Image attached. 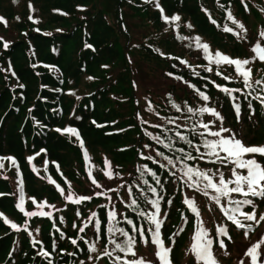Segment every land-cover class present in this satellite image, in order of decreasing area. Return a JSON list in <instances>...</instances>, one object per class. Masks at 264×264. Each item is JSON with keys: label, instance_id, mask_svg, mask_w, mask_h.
<instances>
[{"label": "trees", "instance_id": "trees-1", "mask_svg": "<svg viewBox=\"0 0 264 264\" xmlns=\"http://www.w3.org/2000/svg\"><path fill=\"white\" fill-rule=\"evenodd\" d=\"M98 1L101 4L96 5L90 0H0V17L6 21V24L0 22V38H3L0 40V153L14 154L20 161L28 193L29 189L32 194L34 189H44V178L41 179L43 171L38 166L43 161H47L48 166L52 162L60 164L65 180L54 174L50 177L60 185L65 195L69 184L73 190L82 185L83 178L87 179L85 182L90 183V187L107 193L104 196L92 195L93 201L90 199L80 204L68 201L71 207L68 204L53 211L56 217L54 223L48 217L29 218L27 228L32 235L21 230L25 239L20 241L21 245L12 243L9 250L12 229L0 217V230H6L0 233V264H49V261L51 264H124L125 261L140 259L139 249L144 246L154 249L153 246H156L151 243L152 236L148 231L154 230L148 220V215L155 211L150 200L160 202L159 218L163 221L160 238L164 246L171 249L169 256L172 264L179 263V259L191 248L196 233L194 226H201L202 213L208 216L206 225L209 228L203 223L202 226L213 242L223 240L229 243L235 236L242 235L233 229L227 231L228 236L217 235V230L224 224V213H219L222 216L220 223L215 224L210 218L220 206L189 188L184 175L176 172L164 157H169L173 163L175 160L178 171H182L187 164L209 171V174L219 169L226 178H230L231 165L213 164L211 161L215 157L199 159L201 153L207 152L199 145V140L219 139L200 135L205 131L201 127L205 123L212 131L240 123L251 139V146H264V103L257 98H264V61L254 60L256 54L252 52L257 42L264 46V38L260 36V33H264V5L259 0L227 4V7H232L231 13L242 23L238 22L244 25V29H241L231 20L225 23L221 21L222 17L215 6L211 10L210 0ZM157 3L160 8L156 7ZM204 6L211 12L206 13ZM171 13L188 17L198 34L207 40L210 49L223 48L224 55L230 58L250 60L251 63L243 67L251 68L250 78L258 71L259 78L250 79V86L246 87L234 65L222 63L209 66L207 61L204 62V56L190 46L179 47L180 39L175 35ZM209 14L213 15L212 20L208 19ZM29 16L33 19L30 20ZM163 16L169 18L167 23ZM218 19L222 26L216 29V23L212 21ZM225 26L233 31L225 32ZM191 31L178 27V32L184 38H190ZM4 42L9 44L7 49L2 48ZM50 47H53L51 52ZM40 65L49 66V69ZM209 68L212 71H208ZM11 84L14 87H10ZM223 88L238 91H232L229 95L222 91ZM200 92L209 99L203 100ZM174 104L179 106V111L173 107ZM189 107L193 112H188ZM205 107L214 109L222 119L201 112L200 109ZM90 120L95 128L102 130L92 126L86 128V122ZM65 128H74L82 133L91 158L89 167L94 165L91 167L92 175L99 184L106 182L105 186L97 188L91 183L82 169V160H79L73 148V144L79 140L69 133L56 131ZM178 132L186 140H181L176 135ZM153 137H158V140ZM188 140L200 148V153L187 143ZM181 148L184 149L183 153L179 151ZM36 150L41 151L39 155H34ZM157 152L164 155L158 156ZM96 153L97 156L93 155ZM186 153H191L197 159H178ZM25 154L34 156L32 162L36 171L25 170ZM149 156L153 159H146ZM105 158L111 164L110 169L105 168ZM256 158L264 164V158ZM105 171L112 172L111 179L104 175ZM152 172L156 174L155 177L151 175ZM174 172L175 176L172 175ZM38 183L42 187L36 188ZM56 184L50 185L51 191L62 201L64 196ZM151 188L156 189V194L150 191ZM0 190H6L5 186L0 185ZM116 190L121 193V198L116 193L115 220L103 218L102 206L98 205L90 212L83 211L85 218L77 221V212L80 213L83 206L89 209L99 202L96 201L98 199L108 203L109 196L112 203ZM186 197L195 199L199 217L193 215L183 203ZM133 199L136 205L131 204ZM6 203L0 198V207ZM221 203L226 201L222 200ZM259 203H263V199L257 198L256 213L262 208ZM108 207H111L109 203ZM252 210V206L242 207V211ZM93 212L96 216L90 222L88 218ZM142 212L145 215H141ZM236 215L244 218L239 213ZM61 217L63 222L60 221ZM36 220H41L39 232L32 227ZM225 220H228L226 216ZM97 221L99 232L95 227ZM74 222L76 227H73ZM249 223L256 226L253 221ZM85 224L88 227L80 232L79 228ZM260 225H264V221ZM56 226L64 229L66 237L51 233L49 228L57 232ZM113 227L123 229L135 239L136 256L115 250V245L109 241L115 239L123 243L127 237L119 231L113 236L109 232ZM136 228L144 229L147 245L140 233L134 230ZM33 238L39 240L41 243L36 245H42L48 253L53 249L51 260H46L47 257L43 255L36 256L29 249L27 242L33 245ZM72 239L77 241L76 245L71 243ZM90 246H94L96 251H89ZM261 251H264V246H261ZM116 257H120V260Z\"/></svg>", "mask_w": 264, "mask_h": 264}, {"label": "snow or ice", "instance_id": "snow-or-ice-1", "mask_svg": "<svg viewBox=\"0 0 264 264\" xmlns=\"http://www.w3.org/2000/svg\"><path fill=\"white\" fill-rule=\"evenodd\" d=\"M157 8H160V5L156 4ZM29 8L31 9L32 6L29 4ZM161 12H163V9H160ZM227 18L231 20L234 24H237V26L241 29H244V25L240 24L238 21L235 20L231 12H228ZM29 19H33L32 16H29ZM164 21L167 23L169 21V18L167 16H163ZM180 18L179 16H173L171 18L172 21H178ZM0 22H4L6 24V21H4L3 17H0ZM215 23V21H212ZM190 27V26H189ZM225 32H232L233 29L229 28L227 26L224 27ZM246 31V30H245ZM260 36L264 38V33H260ZM3 38H0L2 40ZM198 47L203 49V52L205 54V58L209 60L210 63H215L217 65L220 64H227V65H234L235 70L238 75L243 77L244 84L246 87L250 86L249 80H250V74H251V68H245L243 66H246L251 63L250 60H239V59H233L228 57L227 55H224L223 53L216 51L213 55L209 50V45L206 43L200 44V38H195ZM3 47L7 49L9 47L8 42L3 43ZM252 52H254L256 55L253 57V59H259L261 61H264V46L261 45V43L257 42L255 46L252 48ZM183 63V61H182ZM208 71H212L211 68L207 69ZM15 75V73H12ZM218 75L220 73H217ZM225 79H228L227 76L224 77ZM256 83H260V81H256ZM19 87H23V85H19ZM219 87V86H218ZM222 91L225 93H228L231 95L232 91H238L228 88H223ZM200 97L207 101L209 97L205 95L203 92L199 93ZM258 99H261V102L264 103V98L257 97ZM173 107H176L179 111L178 105H173ZM151 110V109H149ZM201 112H207L210 113L213 116H216L218 119H222L219 116V113H217L214 109L211 108H202L200 109ZM237 113L239 112V106H236ZM188 112H193V109L191 107L188 108ZM158 127V125H156ZM202 128L205 129V132L207 135L213 136V137H219L217 140H208L204 139L203 141V147L207 149L206 153H201L199 156V159L203 160L205 156L208 157H215V160H212L211 162L213 164L219 162L223 164L225 167L228 165H231L230 169V178H226L224 172L220 171L219 169L216 170L215 173L209 174V171L202 170L200 168L192 167L187 164L184 165L185 171H184V177H186L187 186L189 188H192L193 190L202 193L204 196L209 197L216 205L220 206V210L224 213V215L227 217L228 220H230L237 228L240 229H247L244 232L245 238H248L249 232L254 231L253 226L251 224L245 225L241 222L236 216L237 213H239L241 216L244 217V220L247 221H254L257 225L261 223V221H264V214H261L259 216V219H257V214L255 211L256 205L253 199H249V197L254 198H260L264 199V164H262L256 156H259L261 158H264V146H247L245 145L241 139H237L235 134H232L230 136H222V132H230L229 129L221 127L219 131H212L209 128L208 124H202ZM57 132H64L69 133L72 136H75L77 140L80 139L79 134L74 128H65L63 130L56 129ZM148 135H151L148 133ZM176 135L181 140H186V137L181 135L179 132L176 133ZM201 136H204L205 133H200ZM153 139H157L158 137H153ZM162 143V141H161ZM187 143L191 145L192 147H195L197 153H200V148L192 143V141L188 140ZM81 147H83V142L81 141ZM145 147H148V145H145ZM165 147H169V145H165ZM180 152H184V149H179ZM223 153L224 155H221ZM36 155H39L37 153ZM158 156H163L164 154L162 152H157ZM5 158H0V160H3ZM9 160H12L13 164H15L14 158H7ZM34 159V157H29V162ZM84 159L86 168L88 170V176L91 179V183L95 185L97 188H101L102 185H100L97 180L93 177L91 167H94L92 165L89 167V161L90 156L88 155L87 151L84 152ZM146 159H153L151 156L146 157ZM165 160H167V163L169 165H172L175 168V164L173 163V160L169 157H164ZM183 160H194L197 159V157H194L191 153H186L184 157L178 158ZM155 162V161H154ZM105 168L110 169L111 164L110 162L105 158L104 161ZM45 165H47V161H45ZM4 167L3 163H0V169ZM161 167H166L165 165H161ZM33 171H36L35 168H33ZM45 171H47V168H45ZM57 171H59V168H57ZM150 171V170H149ZM17 175L19 176V171L17 172ZM37 175L39 173L37 172ZM62 175V173H61ZM104 175L108 177L109 179L112 178L113 174L111 171H105ZM143 175V172L141 173ZM153 177L156 176L154 172L151 173ZM173 176H175V172L172 173ZM214 177H218L214 179ZM44 177H41L43 179ZM48 182L52 184H56L54 180L51 179V177L48 178ZM158 184L160 183L159 179L156 181ZM147 183V181H145ZM17 191L19 192V198L18 202L16 203L15 207L24 214L25 217L32 218L36 216H42V217H51V212H45L42 209L47 207H55L51 205H47V202H37L34 198H30L32 200V203L36 205L38 211H26L24 208L25 203V194L23 189V180L18 179L17 181ZM57 189L60 191V194L64 196V198L67 201H70L72 203L80 204L83 201H87L92 199L91 196L88 195H80L75 196L73 191L71 190V185H68V193L65 195L64 190L60 187L59 184H56ZM110 191H115V189H109ZM150 191L154 194H156V189L151 188ZM129 196H131V188L128 189ZM106 192H97L95 195H106ZM233 194L240 195L244 197L242 200H237L234 198ZM0 195H4L3 193H0ZM111 200V197H109ZM224 200L226 203L222 204L221 201ZM136 200H132L131 204L136 205ZM149 203L152 205V207L155 209V211L148 215V220L151 224L154 225V230L149 229L148 231L151 233L152 240L151 243L156 245V252L155 257L160 261V264H171V259L169 256V253L171 252L170 248H166L164 246L163 241L160 238V232H161V226L163 221L159 218L161 215V208H160V202L159 200H150ZM168 203H171V201H168ZM183 203L190 209V211L196 216L199 217L200 212L198 210V207L196 205L194 198L186 197L183 200ZM243 206H252L251 212L242 211ZM80 213L77 212V216H79ZM116 211L113 210L112 212L108 213L109 221L115 220L116 218ZM141 215H145V213H141ZM96 216V213L93 212L92 216H90L88 219L91 222L92 219ZM0 217H3V213H0ZM60 221L63 222V217L60 218ZM3 222L6 225H9L11 229L14 231H25L28 232L27 228V221H25V225L22 227L20 225H17L16 223L12 222L7 217H3ZM128 223H132L130 220ZM73 227H76L75 224H73ZM88 225L85 224L84 227L79 228L80 232H84L85 228H87ZM97 232H99V221L95 224ZM135 231H138L140 233L141 239L144 240V243L147 245L148 241L144 239V229L142 228H136ZM36 232H39V229L35 230ZM59 231V229H57ZM119 231L122 236L127 237V239L123 243L117 242L115 239L110 240L109 242L115 245V250H119L121 252H125L126 254H129L131 256H136L137 253L134 250V245L136 243L135 239L128 235L127 232H125L123 229H116L115 227L110 228L109 232L115 235V233ZM28 235L31 236L32 233L28 232ZM217 235L221 236H228V232L225 228L221 227L217 230ZM61 237H63V233H61ZM83 239V237H81ZM231 239V237H229ZM33 246L35 247L36 244L41 243L39 240H36L33 238ZM71 243L73 245H76L77 241L75 239L71 240ZM211 245L212 240L207 239V230L203 228L202 222L201 226L197 227L196 233L193 236V243L191 245V252L194 254L195 259L197 261V264H200L201 261L204 262V264H218L216 259L214 258L212 252H211ZM220 248H225L226 245L223 240L219 242ZM261 246H264V233L260 234L258 236V239L252 243L247 250L244 253L245 257H249L251 260V264H264V260L261 259ZM55 248V245H53ZM89 251H96L94 246L89 247ZM106 255H111L109 252H105ZM226 254V253H225ZM38 255H43L45 257L49 256L50 253L47 251L41 250ZM69 255H75V253H70ZM117 260H120V257H116ZM49 264H51V261H49ZM83 264V262H81ZM124 264H152L151 261L145 260L143 257L137 260L132 261H125ZM239 264H246L245 260H240Z\"/></svg>", "mask_w": 264, "mask_h": 264}, {"label": "rangeland", "instance_id": "rangeland-1", "mask_svg": "<svg viewBox=\"0 0 264 264\" xmlns=\"http://www.w3.org/2000/svg\"><path fill=\"white\" fill-rule=\"evenodd\" d=\"M235 1H240V0H210V3H211L210 8L213 11L214 10L213 6H215L216 12H218V14H220V16L222 17L221 21H223L225 23L227 20H229L227 18L228 12H231V10H232V7L231 8L227 7V4H231L232 2H235ZM90 2L94 3L96 5L101 4V2H99L98 0H90ZM259 2L264 5V0H259ZM203 8H204V11L206 13H210L211 12L208 9H206L205 6ZM211 14L208 15V19L209 20H212L214 18L213 15H211ZM171 15H172V17L173 16H179L176 13H171ZM232 15H233V17L235 18L236 21L241 22V20L238 19L236 15H234V14H232ZM179 18L180 19L178 21H173V27H174V30L176 31L175 35H176L177 38L180 39V41H178L179 47H189L190 46L192 49H194V51L196 53H198L200 55L202 54L204 56V59H205L204 62L207 61L209 66L217 65L215 63H210L209 60L205 58V54L203 52V49L198 47L197 42L195 40L196 37L200 38V44L206 43L208 45V42L200 34H198V32L195 30L196 28L194 26V23H191L192 21L188 17L183 18V17L179 16ZM250 21H251V17H250ZM215 23H216L215 24V28L216 29H219L222 26L219 19H218V21H215ZM178 27H181V28L186 29V30H192L191 31V37L190 38L182 37L181 34L178 32ZM193 31H194L195 34H193ZM240 35H241V33H240ZM2 48H4L3 45H2ZM4 49H2V50H4ZM49 50H50L49 52L53 51V47H50ZM209 50H210V52L213 55L215 54L216 51H219V52L225 54V50L223 48L215 47L213 49L209 48ZM55 53H56V51H55ZM40 66L42 68L45 67L46 69H49V66H46V65H40ZM252 76L253 77L250 78V79L256 80L257 78H259L260 74L257 71L255 73H253ZM10 87H14V85L11 84ZM92 104H94V103L92 102ZM70 106H72V103L70 104ZM70 113H71V111H70ZM70 113H67V114L70 115ZM87 126H92V127L95 128V124H94V122L92 120L86 122V128H88ZM95 129L102 130L100 128H95ZM227 129H229L230 132H223L222 136H226V135L230 136L232 134H235L237 139H241L242 142L245 145L251 146L250 145V140L251 139H250V137L247 136L246 132L244 131L243 125H241L240 123H237V124H235V126H233L231 128L227 127ZM104 132H105V130H103L102 133H104ZM203 132L205 133V135H207V133L205 131H203ZM77 133L79 134L80 139H79L78 143L73 144V148L78 153L79 160H82V169L84 170V172L87 175L88 174V170L86 168L85 159H84V152L86 151V147H85L84 142H83L84 140H83V137H82V133L80 131L77 132ZM204 139H200L199 140L201 142V144H199L200 146H203ZM206 139H208V138H206ZM208 140H213V139H208ZM81 141L83 142V147H81ZM261 146H263V145H261ZM39 152H41V151L40 150H36L34 155H36ZM93 155L97 156V153L93 154ZM9 157L14 158L15 164H13L12 160L7 159ZM29 157H32V154H25L24 155V159H23L24 168H25L26 171L29 170V169L33 170V168H35L34 167V162H32L33 159L31 160V162H29ZM0 158H5L3 160H0V163H3V165H4V167L2 169H0V185L5 186V188H6V190H0V193L4 194V195H0V198L2 200H4V202H5V200L7 201L6 205L4 207L2 206L3 208L0 207V213H3V217H7L12 222H14V223H16L17 225H20V226H24L25 225V221L30 222L29 218L25 217L24 214L22 212H20L15 207L16 203L18 202V198H19V192L17 191V187H18L17 181H18V179H22L23 180V189H24V194H25V203H24L25 210L26 211H38L39 210V209H37L36 205H34L32 203V200L30 198H34L37 202L46 201L47 205H51V206H55V207H47V206H45L42 210L45 211V212H51L52 215H51V217H48V218L51 219V223L56 222V217H55L53 211L57 210V209H59V208H61L63 206H66V205L70 204V202H68V201H67L68 203H64V201L66 200L65 198H63L62 201H61L58 196L56 197L55 194L51 191V187L52 186H50V185L52 183L48 182V178L50 176H52V174H54L57 178H59L61 180H65V177H64V174H63V171L61 169L60 164L52 162L51 165L48 166V165H45V161H43V163H41V164H38V166L41 169V171H43V172H41V175L44 177V185H43L44 189L43 190L34 189L35 192H34V194H32L31 193V189H29V193L26 191L25 182H24V179H23L24 173L22 171V165H21L20 161H18L16 156H14V154H11V153L3 152V153H0ZM174 164L176 165L175 160H174ZM45 168H47V171H45ZM57 168H59V171H57ZM174 170H176V172L184 175L185 168L182 171H178L177 170V166H175ZM18 171H19V176L17 175ZM61 173H62V175H61ZM51 179L54 180L53 178H51ZM83 179H84V181L81 180L82 185H80V186H78V187H76L75 189L72 190L73 193L75 194V196H80V195H88V196H92L93 195V196H95V193L99 192L100 190L96 189L93 186H91L93 188V190L91 192L90 189H92V188L90 187V183L85 182L87 180L86 178H83ZM185 179H186V177H185ZM102 183H103L102 186L106 185V182L102 181ZM100 185H101V183H100ZM39 187H42V185L38 183L36 188H39ZM118 187L119 186H117V188ZM103 188L106 189L107 187H103ZM116 193L118 195V198H121V196H119L121 193L119 191H117V190H116L115 194L112 197V203H111V201L109 199V197H110L109 196L108 197V203L111 205V207H108V203L106 202V200L98 199L96 201H99V202L96 203V204L91 205L92 207H89V209H86V206H83L79 217L78 218L75 217V218L77 219V221H79L80 218L81 219L85 218V217H83V211L90 212V210L92 208H94V207L99 205V206H102L100 208L101 211H102V217L109 220L108 213L112 212L113 210H115L114 207L116 208L115 203H117V200H118L115 197ZM101 196H104V195H101ZM234 197H237L239 200L244 199V197H242L240 195H237V194H234ZM249 199H253L255 202H257V198L249 197ZM93 200L94 199H92L91 201H93ZM259 204H262V208L258 209V211L256 213L258 215V218H259V216L261 214H264V199H263V203H259ZM68 206L71 207V204L68 205ZM67 207H65L64 209H67ZM221 212L222 211L220 209L217 210L216 213L210 218V220L213 221V223H215V224L220 223L222 221L221 220L222 216H220L219 213H221ZM72 213L74 214V208H73ZM202 214H203V217H201L200 221L205 226L206 223H207V220H208V216L206 214H204V213H202ZM193 215H194V213H193ZM88 216L89 215L87 214V217ZM223 216L224 217H222V218H223L224 224L221 227L225 228L227 231L229 229H233L234 232H241L242 235L235 236L233 239H231V241H229V243H225L226 247L223 248V249L220 248L219 241L218 242H213L212 241L211 252H212L214 258L216 259L218 264H231L233 261L235 262V264H239L240 260H242V259L245 260L246 264H251V260L248 259L247 257H245L244 253L247 250V248L258 239V236L260 234L264 233V225H260L262 223V221H261V223L259 225H257L253 221V223H255V225H256V226L253 227L254 231H250L248 238H245L244 232L247 229L246 228L245 229L237 228L230 220H225V215L224 214H223ZM236 216H237V218L239 220H241L242 223H244V221H245L246 222V223H244L245 225L250 224L249 221L244 220V218H239L238 215H236ZM40 222H41V220H36V223L34 225H32V227L34 229H38L39 228L38 224ZM76 222H74L73 224H76ZM48 226H49V223H48ZM198 226H200V225L197 224V225L194 226V228L197 230ZM56 227H57V229H59V231H57L54 228L57 232H53L52 229L49 228L51 233L53 235H56V236H61V233H63V236L66 237V234L64 235V232H65L64 229H61L60 226H56ZM237 229H239L240 231L237 230ZM5 231H6L5 229H1L0 233H4ZM11 233H12V236H11V240L9 241L8 250L12 247V243L15 242V243L21 245L20 241L22 239H25V235L21 231L17 232V231H14L12 229ZM207 239L211 240L209 233H207ZM216 239L218 240V238H216ZM27 245H28L30 250L34 251L36 256H38V253L41 250L45 251L43 249L42 245H40V246L35 245V247H34L32 244H30L28 242H27ZM18 247H20V246H18ZM153 247H154V249L149 247L151 249V250H149V248H147V246H144L143 248L138 250V256L139 257H143L145 260L151 261L152 264H160V261L158 259H156V257H155V252H156L157 248H156V246H153ZM17 249L19 250L20 248H17ZM53 255L54 254H53V249H52V252H50V255L47 256L46 260H51ZM261 259L264 260V251L263 252L261 251ZM121 260H122V258H121ZM101 264H107V263H101ZM171 264H172V261H171ZM177 264H197L195 256L191 252V248H189V250L185 254V256H182V258L179 259V263H177ZM200 264H204V262L201 261Z\"/></svg>", "mask_w": 264, "mask_h": 264}]
</instances>
